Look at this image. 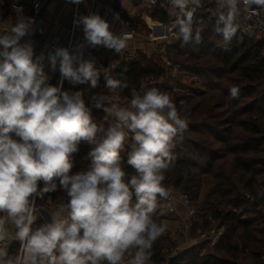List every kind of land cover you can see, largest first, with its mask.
Listing matches in <instances>:
<instances>
[{"label":"clouds","instance_id":"1","mask_svg":"<svg viewBox=\"0 0 264 264\" xmlns=\"http://www.w3.org/2000/svg\"><path fill=\"white\" fill-rule=\"evenodd\" d=\"M168 3L179 9L174 27L182 46L192 41L199 44L204 21L194 20V14L201 0ZM189 4L195 7L189 8ZM241 4L246 11L254 12L253 5L264 8V0H216L215 31L225 45L239 29ZM114 18L119 20V15ZM73 23L82 26L84 42L74 51L55 48L46 57L48 65L53 71L59 65L61 77L73 84L95 88L100 70L94 60L83 59V48L103 46L122 53L128 35L114 34L109 23L94 13L80 15ZM34 26V18L21 14L10 29L0 31V213L4 214L0 215V243L12 237L7 227L11 223L23 251L22 256L6 259V247H0V264H98L100 260L122 264L130 249H136L130 264H146L153 243L166 230L154 221L153 213L158 197L170 195L162 186L163 173L170 166L174 140L187 130V118L180 115L166 92L149 88L142 94L133 93L130 108L113 104L105 109L117 123L97 142L102 128L93 122L82 93L62 91V81L60 87L49 85L45 56L35 55L31 40L22 42L35 31ZM105 77L109 89L127 86L107 72ZM238 94L239 88L233 86L230 95L237 98ZM94 106L101 104L97 101ZM129 134L134 147L127 164L137 175L126 183L120 152ZM82 141L95 145L89 153L92 166L70 175L72 154ZM54 178L70 197L69 218L61 219L57 212L51 223L33 231L34 197L54 191ZM40 181L45 184L42 189H38Z\"/></svg>","mask_w":264,"mask_h":264},{"label":"trees","instance_id":"2","mask_svg":"<svg viewBox=\"0 0 264 264\" xmlns=\"http://www.w3.org/2000/svg\"><path fill=\"white\" fill-rule=\"evenodd\" d=\"M188 7L195 6L189 4ZM166 9H153L150 17L160 23L174 21L176 15H168ZM215 11L213 3L201 2V6L196 8L194 20L204 21L199 44L192 41L182 46V42L175 39L168 47V51L177 58L181 80L187 76L202 79L206 87L196 94L198 97L207 95L203 103L183 110L178 102H174L180 115L189 117V121L187 130L173 142L170 166L163 173L165 178L162 181L165 189L172 187L187 195L196 208V220L189 226L192 228L190 242L196 243L173 252L175 242H170L163 233L152 245L149 264H241L246 259L264 264V227L256 225L264 224V191L257 179L264 174V92L258 90L264 83V40H258L255 35L245 36L239 28L232 41L225 45L215 31ZM141 57L137 53L113 67L104 61L102 67L109 77L126 83V87H119L121 96L145 83H151L148 89L155 87L170 96L169 88L159 81L166 79L164 69L151 59ZM105 72L100 73L95 88L63 79L62 91H80L84 99L91 98L100 86L106 87ZM233 86L239 88L237 98L230 95ZM212 93L215 94L211 97ZM217 109L222 110L221 114H212ZM202 114L204 118L197 117ZM103 139V136H96L97 142ZM93 147L94 144L83 141L79 144L78 151L71 157L70 175L91 168L89 153ZM131 151V148H126L120 152L126 183L137 175L135 169L127 164ZM53 183L57 185L54 191L37 196L42 204L47 203V198L61 200L68 196L58 178H54ZM43 187L45 184L40 181L38 189ZM135 203L133 193L131 205ZM153 219L161 224V218L153 215ZM213 221L223 226L224 231L206 251L209 243L196 239L195 231L205 232ZM34 223L36 228L42 227L37 217ZM18 246L19 240H11L6 249V259L16 258Z\"/></svg>","mask_w":264,"mask_h":264},{"label":"crops","instance_id":"3","mask_svg":"<svg viewBox=\"0 0 264 264\" xmlns=\"http://www.w3.org/2000/svg\"><path fill=\"white\" fill-rule=\"evenodd\" d=\"M9 2L10 0H0V19L1 21H3V24H0V31L10 29L13 26V24L16 22L18 15L22 14L25 17L34 18L35 24H38V29L35 32H33L30 36H26L24 38V41L26 39L27 41L31 40L33 42L34 53L35 55H38L41 48L51 40L57 41L58 47H65L66 34L72 24L75 5L77 6L76 17L80 15H87L92 0H83V2L80 4L71 3L69 2V0H44L41 10L39 14L36 16H34L30 10H25L21 13L3 14L2 11L7 8ZM201 2L213 3L214 7L216 8V0L213 2H210L209 0H201ZM105 4L115 5L116 9L117 8L120 9L122 15L124 16L125 21L127 22L130 28L135 30V33L133 37L128 38L127 48L122 53H117L115 52V50L102 47L98 58L99 63L95 62V67L100 70L101 74L105 72V68L102 67V62L106 61L111 64L110 65L111 67H113L115 64L119 63L123 59H130L132 57H135L137 53L141 54L143 52H147L146 54L148 55L151 53V49L152 50L155 49L154 48L155 42H161L162 40L164 42L172 41L173 36L175 37L176 36L175 34L178 33L177 29L174 27V21L168 23H160L153 20L150 17V13L153 9L164 8V7L162 6L151 7L148 4L147 0H98L97 7H95V14L101 15L103 9L105 8L103 7V5ZM243 9L244 7L240 5L239 15L243 11ZM166 10L168 12V15L170 16L176 15L179 12V9L167 8ZM153 25L161 28L162 33H160L159 35H155V33H153L152 30ZM123 27H124L123 23L116 21L112 24L111 29L113 31H119L122 30ZM240 32L245 36L255 35L258 40H261L258 38L257 34H255L251 30L247 32H243L240 30ZM83 59L86 60L84 54H83ZM44 63H45L44 71L49 78L51 77L50 85L58 86L60 82L59 71L57 70V68L55 71L51 69V67L48 65L46 57ZM55 79L56 82H54ZM191 80H195V79H191ZM105 90L117 92L119 88L116 89L105 88ZM98 91L101 90L99 89ZM114 104H116L118 107L121 108H130V101L128 100L115 102ZM112 105H103L102 107L96 109H92L86 105L91 111L93 122H95L98 126L102 128V131H99L97 133V136L105 137V133L107 129L111 125L117 123L116 117L114 115H110L105 111L106 108H111ZM12 137L13 139L19 140V137L15 136V134H12ZM64 200L69 201L70 197L63 196L61 201ZM55 201L56 200H51L47 198V203L43 204L46 210L43 211V213L35 214L37 219H39V221L41 222L42 226L46 225L47 223H51L53 214L57 212H60L61 219L69 218L70 209L69 208L63 209L62 211L54 209L52 207V203H54ZM177 215H181V214H177ZM181 219L184 220L185 222L184 228H187L188 227L187 218L181 215ZM32 226H31L32 230L35 231L37 229L35 223ZM7 227L12 236L9 240V242H11V240L15 239V232L17 229L11 223H9ZM191 243H196V242L191 241ZM181 247L182 245L178 244L176 251L178 252L185 249ZM101 261H107V260H101ZM127 264H130V262ZM146 264L149 263L146 262Z\"/></svg>","mask_w":264,"mask_h":264},{"label":"built area","instance_id":"4","mask_svg":"<svg viewBox=\"0 0 264 264\" xmlns=\"http://www.w3.org/2000/svg\"><path fill=\"white\" fill-rule=\"evenodd\" d=\"M209 1L213 2L215 0H209ZM43 2H44V0H10L9 4L7 5V8L4 9L2 12H3V14L21 13L25 10H30L32 12V14L34 16H36L39 14V12L43 6ZM147 2L151 7L162 6V7L174 9L168 3V0H147ZM97 3H98V0H92L90 9H89V12L87 15L93 14V13L95 14V7H97ZM76 7L77 6L75 5L74 17L72 19V24H71V26H70L69 30L67 31V34H66L65 47L69 48L70 51H74L76 45L82 44L84 42V33H83L82 26L77 27L73 23L74 18L76 17V14H77ZM103 7H105V8L103 9L100 16L109 23L110 30L114 34L119 35V34L125 32L128 35V38L134 36L135 30L129 27V25L125 21L124 16L122 15L120 9H118V8L116 9L115 5H110V4H105V5H103ZM252 9H255V11L254 12L252 10L246 11L245 9H243L241 14L238 15L237 22L239 24L240 30L243 32H247V31L251 30L255 34H257L259 39L264 40V8H257V6L253 5ZM114 14L119 15V20L114 18ZM116 21L124 24V27L122 28V30L113 31L111 29L112 24ZM0 24H3V21H1V19H0ZM34 27H35V31H36L38 29V24H35ZM26 41H27V39L25 41H22V42H26ZM57 47H58L57 41L51 40V41L47 42L41 48L40 52L36 56L43 54L45 57H47L48 53L51 51H54L55 48H57ZM102 47L103 46H98V47L92 48V47L85 46L82 51L86 57V60H94L95 62H98L99 53H100ZM57 70L59 71V65H57ZM59 74H60V71H59ZM50 80H51V77L47 81V83L49 85H50ZM62 80H63V78L61 77V74H60V82L58 84V87L61 86ZM150 84L151 83L141 84L139 87L129 90L125 96H121L119 90L117 92L110 91V90L109 91L108 90L97 91L96 94L94 95L97 97V100H93L92 97L88 98V99H84L85 104L92 109H96L97 107H95L94 105L97 101L101 104V107L103 105H112L115 102H121V101H125V100L131 101V98H132V95L134 92L142 94L146 89H148V86ZM100 97H107V98L101 100V99H99ZM133 147H134V141L131 139V134H129V137L125 140L124 147L122 148V150H124L126 148L133 149ZM169 192H170L169 197L167 199H163V204L167 205L168 211L176 212L177 214L183 215L184 217L187 218L188 224L191 222H194L196 220L197 210L194 206L191 205L187 195L182 194L181 192H179L176 189L170 190ZM68 203H69L68 200H64V201L56 200L54 203H52V207L54 209L60 211L61 209H67ZM45 210L46 209L44 208L43 204L38 201L37 196L34 197V212H33V214L34 215L37 213L40 214V213H43V211H45ZM47 224H49V223H47ZM219 236H220V233L218 230L214 231V230L210 229L209 232L207 231L206 233L205 232L201 233L199 240L206 241L207 243H211V245H213L214 242H217ZM9 244H10V242L6 241L4 243H0V247H6V249H7ZM135 251H136V249H134L130 253H128L125 256V259L123 260L122 264L129 263L132 260V258L134 257ZM22 255H23V251H22V247H21V242L19 241L17 256H22ZM89 264H91V262H89ZM98 264H109V262L100 260L98 262Z\"/></svg>","mask_w":264,"mask_h":264},{"label":"rangeland","instance_id":"5","mask_svg":"<svg viewBox=\"0 0 264 264\" xmlns=\"http://www.w3.org/2000/svg\"><path fill=\"white\" fill-rule=\"evenodd\" d=\"M152 30H153V33H155V35H159L160 33H162L161 28L154 26V25L152 26ZM175 35L176 36L175 37L173 36L172 41L164 42L162 40L161 42H155V44H154L155 49L154 50L151 49L150 54L147 55L146 54L147 52H143V53L140 52V53L142 55V57H141L142 59H144V58L148 59L149 58L153 61V63L156 66L164 69L166 79H162L159 81L161 83L163 82V84L169 88V92L171 93L170 97H171L173 103L178 102V105L182 106V108L184 110L186 107L189 108L193 104H196L199 102L203 103V100H206L207 95L206 96L202 95L200 97L196 96V94L198 92L206 90V87H205L202 79H195L191 76H187L183 80H181V78L179 77V75H178L179 64H177L178 63L176 61L177 58L171 52H169L170 50L168 49L169 45L172 44L175 39H177L178 33H176ZM227 77H229V75ZM191 79H195V80H191ZM225 83H226V81L223 82V84H225ZM105 88H107V87L100 86V90H105ZM258 90L262 91V93L264 92V83L261 86H259ZM214 94L215 93H212L211 97ZM217 101H219V100H217ZM213 102H214V100H213ZM199 110H202V108ZM221 111H222L221 109H217V110L212 111V114L213 113L214 114H217V113L221 114ZM195 116H196V114L193 115L192 118H194ZM197 117L204 118L205 115L202 114V115L197 116ZM186 118H187V121H189V117L186 116ZM257 179L261 183L262 190L264 191V174L257 176ZM173 189L174 188L170 187L168 190L170 191ZM167 208H168L167 205L163 204V199H160L158 202L157 209L153 213V215L155 217L161 218V224L166 226V230L164 232V235H167L170 238V242L171 241L175 242L176 247L173 251V252H175L178 244L182 245L181 248H186L191 243L188 241H190L189 235L190 236L192 235L190 233V232H192V228L191 229L189 228L191 223L188 224L187 228H184L185 222H184V220L181 219V215H177L176 212H170V211H168ZM263 214H264V211H263ZM256 225H257V227H260V228L264 227L263 223H261V224L257 223ZM210 229H212L214 231L218 230L220 234L224 231V227L219 225V223H217V221L211 222V227L209 229L205 230V233L207 231L209 232ZM200 232H202L200 229H197L195 231V233L197 235L196 239L200 237ZM186 239H187V242H186ZM215 243L216 242H214V244ZM209 245L210 246L206 247V251H209V249H211V247H212L211 243H209ZM132 250H134V249H130L128 252H126L124 254L123 259H122V263H123V260L125 259V256L128 253H130ZM204 251H205V249L202 252H204ZM199 252H200V250H199ZM241 264H256V262H254V261L252 262L250 259H246V260L241 261Z\"/></svg>","mask_w":264,"mask_h":264}]
</instances>
